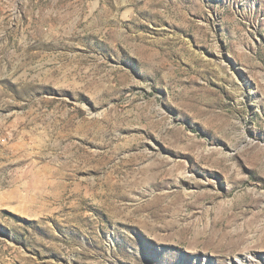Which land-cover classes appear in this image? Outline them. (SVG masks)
Instances as JSON below:
<instances>
[{
	"label": "rangeland",
	"instance_id": "obj_1",
	"mask_svg": "<svg viewBox=\"0 0 264 264\" xmlns=\"http://www.w3.org/2000/svg\"><path fill=\"white\" fill-rule=\"evenodd\" d=\"M0 264H264V0H0Z\"/></svg>",
	"mask_w": 264,
	"mask_h": 264
}]
</instances>
